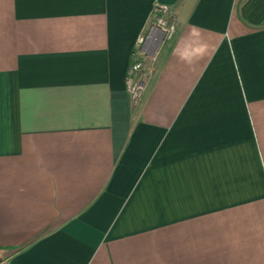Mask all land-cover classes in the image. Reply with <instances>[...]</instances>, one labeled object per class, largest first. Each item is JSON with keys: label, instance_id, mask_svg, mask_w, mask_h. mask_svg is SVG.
<instances>
[{"label": "crops", "instance_id": "crops-1", "mask_svg": "<svg viewBox=\"0 0 264 264\" xmlns=\"http://www.w3.org/2000/svg\"><path fill=\"white\" fill-rule=\"evenodd\" d=\"M0 264H264V0H0Z\"/></svg>", "mask_w": 264, "mask_h": 264}, {"label": "built area", "instance_id": "built-area-1", "mask_svg": "<svg viewBox=\"0 0 264 264\" xmlns=\"http://www.w3.org/2000/svg\"><path fill=\"white\" fill-rule=\"evenodd\" d=\"M151 18L147 29L137 38L132 64L129 69L127 91L134 104L138 103L145 85V80L135 79V73L141 67V57H145L147 53L152 52L154 55L153 60H155L161 45L170 40L176 32V21L170 7L154 4Z\"/></svg>", "mask_w": 264, "mask_h": 264}, {"label": "rangeland", "instance_id": "rangeland-1", "mask_svg": "<svg viewBox=\"0 0 264 264\" xmlns=\"http://www.w3.org/2000/svg\"><path fill=\"white\" fill-rule=\"evenodd\" d=\"M153 58L154 55L152 52L147 53V55L144 57H141L140 63L141 67L138 72L135 73V79H141V80H146L149 73L150 69L152 68V63H153Z\"/></svg>", "mask_w": 264, "mask_h": 264}]
</instances>
